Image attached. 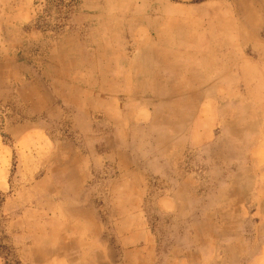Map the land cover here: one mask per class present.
Returning a JSON list of instances; mask_svg holds the SVG:
<instances>
[{
    "label": "rangeland",
    "instance_id": "obj_1",
    "mask_svg": "<svg viewBox=\"0 0 264 264\" xmlns=\"http://www.w3.org/2000/svg\"><path fill=\"white\" fill-rule=\"evenodd\" d=\"M200 1L0 0V264H264V86L156 51ZM215 2L229 47L264 33Z\"/></svg>",
    "mask_w": 264,
    "mask_h": 264
},
{
    "label": "crops",
    "instance_id": "obj_2",
    "mask_svg": "<svg viewBox=\"0 0 264 264\" xmlns=\"http://www.w3.org/2000/svg\"><path fill=\"white\" fill-rule=\"evenodd\" d=\"M217 3H220V1ZM216 5L219 4H216L215 0H202L193 4H176L173 7L175 11L187 9L189 11H195V15L186 17L182 16L180 13H176V15L173 14L171 19L173 26L172 44L162 42L161 45L159 44L157 46L156 51L162 53V62L165 60V54L173 53V59L169 60L168 57L167 60V63L170 61L172 62L173 67L207 70L208 72L206 71L207 74L204 76V80L202 82H197L196 86L199 84L202 85L203 82L210 85V80L213 78L220 80L222 84H229L230 78H236V81L233 80L232 82L235 81L238 86H241V89L238 91V94H242L240 99H250V96L246 97L244 89L245 84H250L245 79V70H253V86L256 82L264 86V74H262L263 80L258 79V77H260L259 70L262 67L260 58L261 54H264V46H262L264 44V33H262L260 20L258 19L256 26H252V28H249L247 31L244 30L243 27H241L239 32L237 30L232 37V39L236 40V44L229 47L227 43L229 37L226 35L227 29L225 26V21L228 20V17L221 14L215 15L206 12V10H210L214 6L216 7ZM193 21L196 22L195 26L193 25ZM238 25V22L237 24L234 22V27ZM242 25L243 23L240 24V26ZM150 52L153 53L155 51L151 48ZM212 70H215V74H212ZM229 70H233L235 76H230ZM261 90L262 92H252L250 94L254 100L264 101V87ZM194 93V96H192L196 99L200 95L204 96L206 91L202 92L201 89ZM209 98L208 95V99ZM8 187L9 183L4 175L0 178V191H5ZM263 224L264 223L261 225ZM37 250L40 249H30L29 254L26 255V260L37 261L42 258L49 260L48 256L39 257Z\"/></svg>",
    "mask_w": 264,
    "mask_h": 264
}]
</instances>
